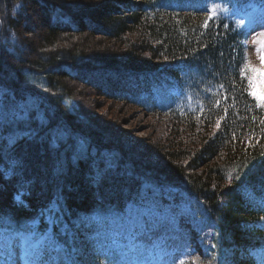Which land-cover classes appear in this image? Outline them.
Listing matches in <instances>:
<instances>
[{
    "label": "trees",
    "instance_id": "trees-1",
    "mask_svg": "<svg viewBox=\"0 0 264 264\" xmlns=\"http://www.w3.org/2000/svg\"><path fill=\"white\" fill-rule=\"evenodd\" d=\"M136 1L97 9L82 0H0V228L37 238L50 227L70 250L59 224L87 232L89 213L105 220L113 215L110 203L154 180L192 190L218 223L223 243L260 236L236 192L246 179L264 178V120L239 79L240 40L224 26L204 28L194 14L205 0ZM32 12L42 30L38 42L27 37ZM88 29L109 36L107 51H93ZM164 62H180L183 71L160 72ZM121 70L147 74V90L137 95L111 79L96 86L90 77ZM186 75L193 83L212 78L204 83L212 103L201 101L199 119L169 117L173 136L157 148L166 163L149 165L133 159L127 146L114 148L119 139L90 122L72 97L77 82L150 111L145 98L157 84ZM135 97L136 104L127 100Z\"/></svg>",
    "mask_w": 264,
    "mask_h": 264
},
{
    "label": "rangeland",
    "instance_id": "rangeland-1",
    "mask_svg": "<svg viewBox=\"0 0 264 264\" xmlns=\"http://www.w3.org/2000/svg\"><path fill=\"white\" fill-rule=\"evenodd\" d=\"M88 6L92 8L100 9L104 5H110L118 0H82ZM133 2L137 3L136 0ZM219 5H213L210 8L213 16H228L229 13L222 11ZM125 12V11H122ZM120 13V11H119ZM33 16L29 19H25V27L31 30L30 35H27L29 39L39 41L42 30L35 24L37 17L36 13H31ZM116 14V13H114ZM212 15L208 13L202 15H195L201 18L204 28L209 24ZM28 15L24 14L27 18ZM101 24V23H100ZM101 27V26H100ZM102 27H105L102 25ZM107 29H110L106 25ZM89 33L95 35L92 44L93 51L101 53L107 51V47H110L111 40L109 36L95 31ZM29 32V31H27ZM252 65L250 71L252 81L255 80V84H252L251 94L258 102H264V66L253 62L249 59ZM171 62H164L163 65H168ZM93 75H90V77ZM98 78L95 77L93 81ZM105 79V78H104ZM90 82V78L88 77ZM122 85L127 86L125 81ZM75 89L72 97L75 99L81 107V113L86 115L90 122L99 125L110 132L115 139H119V142L114 145V148H123L125 145L132 150L133 159L136 158L139 162H147L150 165V161L157 163H166L161 152L158 150L165 145L166 141L172 138V132L170 131L168 115L149 114L139 110L133 106L125 103L113 102L107 98L105 91L93 85L84 86L81 83H74ZM168 121V122H167ZM220 126V122H218ZM158 148V149H157ZM152 165V164H151ZM206 170L204 167L201 171ZM200 171V172H201ZM128 225V229L132 232L137 226L127 224V221L117 225H113L116 235H121L125 230V226ZM139 233L135 234L129 244L141 243L142 251L144 249H150L151 246L157 245V251L155 257L147 262V264H218L222 260L221 255H216L213 243L211 242V232L207 230L205 234L197 236L196 242L193 237L188 234H183L182 230L173 225L167 223L162 213H155L151 211V215L144 218L143 226L139 227ZM103 230L100 227H93L91 232ZM142 233V234H141ZM49 235V234H48ZM77 235H80L77 232ZM9 236H0V264H47L46 261L34 262L35 259L41 257V242L32 244L33 251L25 257V252L22 247L23 242L19 244L18 238L14 239V249L11 252L13 255L6 257L8 250L7 241ZM163 239V240H162ZM162 240V243H160ZM256 240V238H255ZM249 239L248 241H255ZM264 243V238H262ZM204 246V248H202ZM173 249L172 252L170 250ZM55 254L53 255L54 264H106L101 261L99 255L94 250H88L87 248H81L79 240L74 239L73 253L70 256L66 251L60 247H53ZM152 255V252H151ZM71 259H74L73 262ZM121 261L114 264H133V260L130 257L125 258V255L121 254ZM105 260V259H104ZM141 264H146L142 262Z\"/></svg>",
    "mask_w": 264,
    "mask_h": 264
},
{
    "label": "snow or ice",
    "instance_id": "snow-or-ice-1",
    "mask_svg": "<svg viewBox=\"0 0 264 264\" xmlns=\"http://www.w3.org/2000/svg\"><path fill=\"white\" fill-rule=\"evenodd\" d=\"M261 106H264V102H262ZM261 123L264 124V121H261ZM217 126L219 127V124ZM151 211H152L151 208H143V209L135 208L127 216L126 218L127 224L135 225V226H143L144 218L146 216L151 215ZM7 247H8L9 252L11 253L14 249V239L13 238H9V240L7 241ZM22 247L25 252V257H27L28 254L33 251L32 244L27 240L23 241Z\"/></svg>",
    "mask_w": 264,
    "mask_h": 264
},
{
    "label": "clouds",
    "instance_id": "clouds-1",
    "mask_svg": "<svg viewBox=\"0 0 264 264\" xmlns=\"http://www.w3.org/2000/svg\"><path fill=\"white\" fill-rule=\"evenodd\" d=\"M17 7H19V4H17Z\"/></svg>",
    "mask_w": 264,
    "mask_h": 264
},
{
    "label": "water",
    "instance_id": "water-1",
    "mask_svg": "<svg viewBox=\"0 0 264 264\" xmlns=\"http://www.w3.org/2000/svg\"><path fill=\"white\" fill-rule=\"evenodd\" d=\"M126 146V145H125Z\"/></svg>",
    "mask_w": 264,
    "mask_h": 264
}]
</instances>
